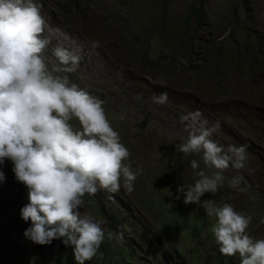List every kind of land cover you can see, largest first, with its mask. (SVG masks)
Masks as SVG:
<instances>
[{"label":"rangeland","instance_id":"obj_1","mask_svg":"<svg viewBox=\"0 0 264 264\" xmlns=\"http://www.w3.org/2000/svg\"><path fill=\"white\" fill-rule=\"evenodd\" d=\"M39 2L44 34L51 38L43 52L49 70L104 102L130 152L125 163L138 172L131 192L122 186L85 195L81 211L105 232L97 255L85 264H241L239 254L219 252L210 231L215 218L200 205H185L183 196L174 198L180 185L194 184L197 171H218L207 168L201 155L179 151L188 136L180 117L200 110L221 124L212 137L216 143L247 146L245 168L221 171L218 191L201 199L251 216L246 234L264 239V0ZM103 35L108 41L114 36L111 46L123 65L105 57ZM92 42L98 47L92 49ZM57 43L80 47L83 58L74 72L63 71L52 54ZM162 92L167 102L154 103ZM192 159L199 169L191 167ZM12 167L7 160L0 166L6 176L0 183V264H76L61 240L41 246L24 238L32 226L20 214L28 190ZM238 175L243 190L229 187Z\"/></svg>","mask_w":264,"mask_h":264},{"label":"clouds","instance_id":"obj_2","mask_svg":"<svg viewBox=\"0 0 264 264\" xmlns=\"http://www.w3.org/2000/svg\"><path fill=\"white\" fill-rule=\"evenodd\" d=\"M41 9L39 0H0V166L10 161L16 181L28 190V203L20 214L32 226L24 238L41 246L61 240L72 249L76 264H85L105 238L101 224L81 211L85 195L98 189L115 193L122 186L131 192L138 172L125 163L130 152L112 127L104 102L49 70L43 52L51 38L44 34L48 25ZM90 46L95 49L98 42ZM51 51L69 73L83 58L79 46L57 43ZM167 100V92L152 97L157 104ZM180 120L188 136L179 151L201 155L207 168L218 171H197L194 184L180 185L174 198L183 196L185 205H200L215 218L210 231L222 255L239 254L241 264H264V239L246 234L252 217L230 204L201 199L218 191L221 171L245 168L247 146L216 143L212 137L221 124L210 123L200 110L188 111ZM190 164L200 168L196 159ZM5 179L0 169V183ZM242 181V176L232 177L229 187L243 190Z\"/></svg>","mask_w":264,"mask_h":264},{"label":"bare ground","instance_id":"obj_3","mask_svg":"<svg viewBox=\"0 0 264 264\" xmlns=\"http://www.w3.org/2000/svg\"><path fill=\"white\" fill-rule=\"evenodd\" d=\"M85 29H87V28H85ZM92 31V30H91ZM95 31H98V30H95ZM95 31H93V32H95ZM91 33V32H90ZM113 34V33H112ZM115 35V34H114ZM113 36V35H112ZM112 36H110L111 37V41H108L107 40V38L105 37V35H103L102 37H101V41H103V47H102V50H103V53L105 54V57H107V58H110L111 57V59H113V58H115V57H117L116 59H117V61H118V63H120L121 65H123L125 62H121L120 60H119V58H118V52L117 51H114L115 49L111 46L112 44H111V42H112ZM89 37V36H88ZM114 37V36H113ZM100 41V42H101ZM90 49V48H89ZM114 49V50H113ZM107 52H109V54L107 53ZM121 54V53H120ZM122 55V54H121ZM89 57H91V56H89ZM120 57V56H119ZM92 59V58H91ZM95 60V59H94ZM101 66V65H100ZM108 66V65H107ZM120 66V65H119ZM96 67V66H95ZM120 67H122V66H120ZM108 69V68H107ZM97 70H99V69H97ZM103 70V69H102ZM116 70L118 71V73H121L120 75H123V74H125L126 75V73H125V70H123V68H116ZM111 71V70H110ZM141 77V76H140ZM99 87H101V86H99Z\"/></svg>","mask_w":264,"mask_h":264},{"label":"trees","instance_id":"obj_4","mask_svg":"<svg viewBox=\"0 0 264 264\" xmlns=\"http://www.w3.org/2000/svg\"><path fill=\"white\" fill-rule=\"evenodd\" d=\"M201 19V18H200Z\"/></svg>","mask_w":264,"mask_h":264}]
</instances>
